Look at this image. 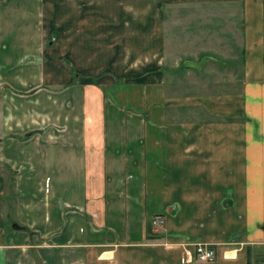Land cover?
<instances>
[{
	"label": "crops",
	"instance_id": "crops-1",
	"mask_svg": "<svg viewBox=\"0 0 264 264\" xmlns=\"http://www.w3.org/2000/svg\"><path fill=\"white\" fill-rule=\"evenodd\" d=\"M192 4L234 89L169 63L166 7ZM199 242L264 264V0H0V264H199Z\"/></svg>",
	"mask_w": 264,
	"mask_h": 264
},
{
	"label": "rangeland",
	"instance_id": "rangeland-1",
	"mask_svg": "<svg viewBox=\"0 0 264 264\" xmlns=\"http://www.w3.org/2000/svg\"><path fill=\"white\" fill-rule=\"evenodd\" d=\"M213 9H203L200 5L194 4L173 5L166 7L165 21L167 29V56L170 64H172V61L175 64L177 62H181L183 64L193 63L194 68L199 67L204 72H211L213 70L214 72L216 71L213 75L207 74L206 76V74H204L200 81H191L190 86L192 88L204 91L231 90L235 87H233L230 83L225 81L219 82L222 79L220 75L226 73V68L221 66L217 61H214V59H209L205 56L203 57L201 52L202 49L211 47L212 43L220 44V40L226 37L214 34L215 26L220 28V24L218 22L219 20L215 18L206 19L202 16V13L206 11L208 13H212L210 10ZM220 21L222 22V25L226 22L225 19H221ZM231 23L232 26H234L233 20ZM227 27L228 26L224 27V29ZM228 37L233 38V36ZM212 46L214 47V45ZM209 52L213 53L212 51ZM214 53L220 56L223 55V52L220 51ZM200 61L202 64L199 65ZM234 69H237L238 75L240 74L241 76V62L239 66L234 67Z\"/></svg>",
	"mask_w": 264,
	"mask_h": 264
},
{
	"label": "built area",
	"instance_id": "built-area-1",
	"mask_svg": "<svg viewBox=\"0 0 264 264\" xmlns=\"http://www.w3.org/2000/svg\"><path fill=\"white\" fill-rule=\"evenodd\" d=\"M165 217L156 215L152 218L151 224L154 231H159L165 225ZM185 259L193 260L199 264L213 263L217 259V249L214 245L207 243H196L194 253L187 252Z\"/></svg>",
	"mask_w": 264,
	"mask_h": 264
},
{
	"label": "trees",
	"instance_id": "trees-1",
	"mask_svg": "<svg viewBox=\"0 0 264 264\" xmlns=\"http://www.w3.org/2000/svg\"><path fill=\"white\" fill-rule=\"evenodd\" d=\"M13 186H14V180H12L11 181V183H10V192L9 193H13ZM13 195H14V193H13ZM148 232H149V237H153V236H155V235H158V234H155V233H153V231H152V227L149 225V228H148Z\"/></svg>",
	"mask_w": 264,
	"mask_h": 264
},
{
	"label": "water",
	"instance_id": "water-1",
	"mask_svg": "<svg viewBox=\"0 0 264 264\" xmlns=\"http://www.w3.org/2000/svg\"><path fill=\"white\" fill-rule=\"evenodd\" d=\"M16 226V225H15Z\"/></svg>",
	"mask_w": 264,
	"mask_h": 264
}]
</instances>
